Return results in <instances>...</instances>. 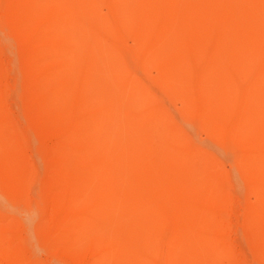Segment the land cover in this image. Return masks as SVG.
I'll return each mask as SVG.
<instances>
[{"label":"bare ground","instance_id":"1","mask_svg":"<svg viewBox=\"0 0 264 264\" xmlns=\"http://www.w3.org/2000/svg\"><path fill=\"white\" fill-rule=\"evenodd\" d=\"M0 264H264V0H0Z\"/></svg>","mask_w":264,"mask_h":264},{"label":"rangeland","instance_id":"2","mask_svg":"<svg viewBox=\"0 0 264 264\" xmlns=\"http://www.w3.org/2000/svg\"><path fill=\"white\" fill-rule=\"evenodd\" d=\"M195 140L202 145V137H195ZM223 160L224 170L227 173L229 180V189L232 194V203L228 212V219L233 227L235 236L240 238V225L245 213V206L248 204L249 196L246 188H244V183L241 178L239 176L234 177L235 156L226 154Z\"/></svg>","mask_w":264,"mask_h":264}]
</instances>
